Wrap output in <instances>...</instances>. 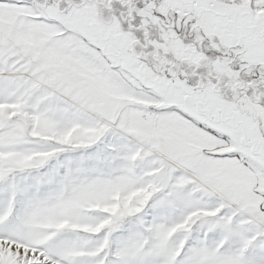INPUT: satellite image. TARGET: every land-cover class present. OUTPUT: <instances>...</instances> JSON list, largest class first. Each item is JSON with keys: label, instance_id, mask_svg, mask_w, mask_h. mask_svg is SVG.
I'll use <instances>...</instances> for the list:
<instances>
[{"label": "snow or ice", "instance_id": "6c2138e0", "mask_svg": "<svg viewBox=\"0 0 264 264\" xmlns=\"http://www.w3.org/2000/svg\"><path fill=\"white\" fill-rule=\"evenodd\" d=\"M0 264H264V0H0Z\"/></svg>", "mask_w": 264, "mask_h": 264}]
</instances>
